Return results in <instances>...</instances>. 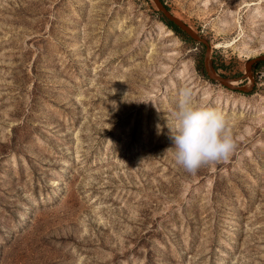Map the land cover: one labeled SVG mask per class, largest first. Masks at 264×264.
I'll use <instances>...</instances> for the list:
<instances>
[{"label":"rangeland","instance_id":"1","mask_svg":"<svg viewBox=\"0 0 264 264\" xmlns=\"http://www.w3.org/2000/svg\"><path fill=\"white\" fill-rule=\"evenodd\" d=\"M164 2L229 85L152 0H0V264H264V0Z\"/></svg>","mask_w":264,"mask_h":264},{"label":"water","instance_id":"2","mask_svg":"<svg viewBox=\"0 0 264 264\" xmlns=\"http://www.w3.org/2000/svg\"><path fill=\"white\" fill-rule=\"evenodd\" d=\"M155 8L162 14V16L172 23H174L178 28H180L183 32H185L192 39L197 40L198 42H202L205 45V52L203 55V66L206 71V74L209 78L218 80L222 84L229 85V81L233 80L230 77L222 76L215 72L210 61L208 59V45L206 39L199 36L189 25H187L183 20L179 17L171 13V11L165 6L164 2L161 0H152ZM257 61H264V53L257 54L245 60L244 62V73L243 76L249 77V69ZM237 88L246 90L247 87L238 86Z\"/></svg>","mask_w":264,"mask_h":264},{"label":"trees","instance_id":"3","mask_svg":"<svg viewBox=\"0 0 264 264\" xmlns=\"http://www.w3.org/2000/svg\"><path fill=\"white\" fill-rule=\"evenodd\" d=\"M164 2V0H161ZM165 6L168 8V6L166 5V3L164 2ZM159 13V17L162 20V22L169 27L172 31H174L175 33L181 35L183 38L187 39L188 36L185 34V32H183L180 28H178L174 23H172L170 20L164 18L162 16V14L160 12ZM216 67V66H215Z\"/></svg>","mask_w":264,"mask_h":264},{"label":"bare ground","instance_id":"4","mask_svg":"<svg viewBox=\"0 0 264 264\" xmlns=\"http://www.w3.org/2000/svg\"><path fill=\"white\" fill-rule=\"evenodd\" d=\"M230 82V81H229Z\"/></svg>","mask_w":264,"mask_h":264}]
</instances>
